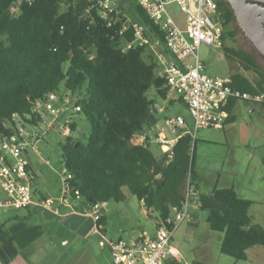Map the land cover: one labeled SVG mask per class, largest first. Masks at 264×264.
I'll return each instance as SVG.
<instances>
[{"label": "trees", "instance_id": "obj_1", "mask_svg": "<svg viewBox=\"0 0 264 264\" xmlns=\"http://www.w3.org/2000/svg\"><path fill=\"white\" fill-rule=\"evenodd\" d=\"M87 5V0H0V134L13 133L16 112L25 118L31 114L27 120L36 123L33 109L50 92L74 97L89 122L88 136L86 140L74 136L73 121L72 135L60 145L62 162L74 175L84 204L123 201L133 195L158 212L156 221L165 219L185 200L189 175L200 190L194 137L182 135L172 157L154 152L149 137L141 144L132 141L159 120L152 110L156 99L148 92L155 87L165 99V77L157 73L156 56L148 47L122 49L130 39V32L119 33L122 20L108 25L97 9L87 13ZM218 7L224 24L223 51L241 68L231 74L232 85L253 93L264 90V67L252 53L226 42L237 33L228 28L236 19L229 1L218 0ZM135 8L134 19L144 24L152 39H162L144 8L139 3ZM236 101L227 105L231 112L227 123L234 119ZM252 203L233 187L200 192L199 208L206 212L210 228L224 233L220 251L237 260L246 261L249 248L264 246V226L253 221ZM41 233L40 225H31L18 234H6L25 246ZM167 264L182 262L172 259ZM191 264L213 263L195 259Z\"/></svg>", "mask_w": 264, "mask_h": 264}, {"label": "built area", "instance_id": "obj_2", "mask_svg": "<svg viewBox=\"0 0 264 264\" xmlns=\"http://www.w3.org/2000/svg\"><path fill=\"white\" fill-rule=\"evenodd\" d=\"M147 15L158 25L162 39H152L146 27L140 21L127 17L115 6L114 0H87L85 11L93 8L108 25L122 20L119 33L126 36L130 32L122 49L124 51L137 47H148L157 55V73L165 77L168 92L164 102L181 100L190 110L192 128L186 116L177 113L164 117L162 124L156 122L147 131L136 134L132 141L156 143L160 150L169 157L178 139L186 133H196L199 128H222L231 117L227 105L231 99L245 100L250 103L264 104V90L253 93L242 91L232 85L231 76H210L200 59L201 45L222 47L224 32L223 20L219 13L218 0H137ZM176 3L182 12L184 25L168 10V5ZM124 17V20H123ZM165 46V51L158 47ZM174 55L177 60L169 58ZM162 67L159 69V67ZM163 103L155 101L152 110H164ZM81 111V106L70 95L50 92L33 109L36 123L14 113L12 121L15 130L11 134H0V185L5 199H0L1 207L28 209L31 207L60 214L61 206L75 203V211L90 216L93 225L88 235L99 233L100 245L108 247L112 255V264H167L178 253L173 244L176 229L182 224L189 211L190 196L196 191L195 183L189 175L186 198L181 205L173 206L172 212L165 219L156 221V235L135 240L111 239L106 233L103 221V203L84 204L79 187L74 184V175L64 165L60 172L61 187L57 195L41 196L34 190L37 174L28 157L30 148L40 153L38 141L56 130L64 137L72 135L73 116ZM63 112L67 113L65 121L60 120ZM171 134V136L168 135ZM52 165L50 159H46Z\"/></svg>", "mask_w": 264, "mask_h": 264}, {"label": "rangeland", "instance_id": "obj_3", "mask_svg": "<svg viewBox=\"0 0 264 264\" xmlns=\"http://www.w3.org/2000/svg\"><path fill=\"white\" fill-rule=\"evenodd\" d=\"M113 3L117 8L124 9L127 17L134 18L137 15L134 0H114ZM168 10L177 20L183 22L182 12L176 3L168 5ZM228 28H236L237 33L234 39L229 38L226 41L227 44L252 53L264 67V55L245 34L237 18ZM160 49L162 48L159 46L158 51ZM199 55L205 65L204 72L210 76L224 78L241 70L237 61L225 56L222 47L203 44L199 48ZM169 58H175V56L169 55ZM246 74L252 76L249 72ZM148 93L150 97L162 102L155 87H152ZM167 112L170 115L180 113L186 116L193 127L190 110L182 101H173ZM232 114L234 119L222 128L204 127L193 133L196 183L201 192H210L215 187L235 188L240 196L253 201L250 207L253 221L264 226V104L239 99L236 101ZM61 120L65 121V119ZM73 120L78 124V130L74 136L86 140L89 122L80 113L74 115ZM55 128L56 125L45 139L38 141L40 153L30 148L29 160L39 179L45 178L43 184H47L53 191H60V172L64 166L60 144L65 137ZM151 148L156 153L160 152V147L156 143H152ZM46 159H50L52 165H48ZM196 195L198 197V194L193 192L190 200L192 201L193 198L195 200ZM5 198L6 194L0 185V199ZM108 205V218L112 220L110 225H114L113 230L122 234L123 239H129L128 235L130 236L133 230L137 231L140 228L155 230L156 211L149 210L137 197L128 195L123 201L109 200ZM13 211L8 207L0 206V225ZM19 212L24 213V210L20 209ZM198 214L199 227L193 237H189L183 228L185 222L180 224L173 236V244L179 248L176 258L182 264H191L194 258L213 264H264V246L262 245L249 248L246 261L237 260L222 253L220 244L224 233L210 228L206 212L199 208ZM57 230L56 227L50 233L45 231L34 244V251L26 249L28 264H107L110 252L106 250V255L102 253L99 238L92 239L91 242L78 239L64 244L61 243V237L54 233Z\"/></svg>", "mask_w": 264, "mask_h": 264}, {"label": "crops", "instance_id": "obj_4", "mask_svg": "<svg viewBox=\"0 0 264 264\" xmlns=\"http://www.w3.org/2000/svg\"><path fill=\"white\" fill-rule=\"evenodd\" d=\"M137 2H138L137 0H134V5L139 3ZM120 10L123 12L124 15H127L124 9H120ZM181 25H184V21L181 22ZM160 47L162 48L160 49L161 51H165V47L163 48L162 45ZM155 56L157 61L158 59L157 55ZM173 59L177 60L176 57ZM157 68H158V64H157ZM161 68L162 67L160 66L159 69ZM173 101L175 100L166 103L164 102L163 99L162 102L158 101L159 103H163L165 107L163 111L158 112V116H159V120L157 121L158 124H162L164 117L170 115L168 114L167 109L169 105L173 103ZM65 118H67V113L63 112L59 119L61 120ZM74 122L76 121L74 120ZM189 127L190 129L192 128L190 124ZM77 130H78V124L73 133L74 135H76ZM168 135L171 136L170 133H168ZM29 152L30 151H28V157H29ZM31 166L35 170L33 164H31ZM44 182H45V178L41 180L37 175L33 188L38 195L49 196V195H57L59 193V190L53 191L51 188L48 187L47 184H43ZM200 192L201 190L194 191V194H198V197L196 195L195 200L194 198L192 201L190 200L191 202L189 204L188 216L184 221L185 226L183 228L187 231L189 237H193L197 233L199 227L198 210L200 205ZM108 206H109L108 202H106L105 204L103 203V216H104L103 221L106 223L107 236L111 239H121V238L123 239L122 234L116 232V230H113L114 225L112 224L110 225L112 220L108 218ZM75 208H76L75 203L65 204L61 206L60 214H54L50 211L36 207L23 209L24 213H20L19 212L20 209L8 207V209H13L14 211L9 213L5 217L6 218L5 221L0 225L4 229V233H0V264H28L26 262L27 261L26 259L28 258H26L27 256L25 255V252H27V250L34 251V247H33L34 244H36L37 240L40 237H42L45 231H48V233H50V231H52L56 227L58 228V230L55 231L54 233H56V235H59V237H61V243L64 244L70 243L78 239L86 242L89 241L91 242L92 239L95 240L96 238H99L100 241L101 236L99 233L88 235V231L93 225V219L90 216L75 211ZM157 216H159L158 212H156L155 218ZM31 225H40L42 227V233L40 236H38L36 239L26 244L25 246H21L16 241H11L8 238L7 234L9 235L18 234ZM154 225H155V230L153 231L148 230L147 228L144 229L140 228L137 231L133 230V233L130 234V236L128 235L129 239L126 240L131 241L141 237H154L156 235V220L154 221ZM99 246H100V250L102 251V253H104V255H106L105 253L106 250L110 252L109 248L102 247L100 245V242H99ZM177 249L179 250L178 247ZM174 259L177 260L176 257H174ZM107 264H112L111 252H110V259L107 261Z\"/></svg>", "mask_w": 264, "mask_h": 264}, {"label": "water", "instance_id": "obj_5", "mask_svg": "<svg viewBox=\"0 0 264 264\" xmlns=\"http://www.w3.org/2000/svg\"><path fill=\"white\" fill-rule=\"evenodd\" d=\"M237 20L264 55V0H229Z\"/></svg>", "mask_w": 264, "mask_h": 264}, {"label": "flooded vegetation", "instance_id": "obj_6", "mask_svg": "<svg viewBox=\"0 0 264 264\" xmlns=\"http://www.w3.org/2000/svg\"><path fill=\"white\" fill-rule=\"evenodd\" d=\"M229 1V0H228Z\"/></svg>", "mask_w": 264, "mask_h": 264}]
</instances>
